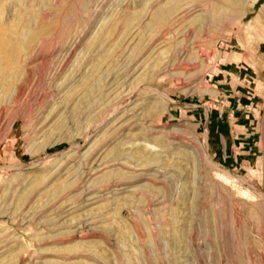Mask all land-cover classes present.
<instances>
[{
	"label": "rangeland",
	"instance_id": "1",
	"mask_svg": "<svg viewBox=\"0 0 264 264\" xmlns=\"http://www.w3.org/2000/svg\"><path fill=\"white\" fill-rule=\"evenodd\" d=\"M174 1L0 0V264H264V0Z\"/></svg>",
	"mask_w": 264,
	"mask_h": 264
},
{
	"label": "bare ground",
	"instance_id": "2",
	"mask_svg": "<svg viewBox=\"0 0 264 264\" xmlns=\"http://www.w3.org/2000/svg\"><path fill=\"white\" fill-rule=\"evenodd\" d=\"M226 3L231 4L233 0H224ZM178 0H175L169 5H164L157 9L151 18L150 24L165 22L169 14L173 11V7ZM221 2V1H220ZM225 4V3H224ZM225 6V5H224ZM139 15L130 16L126 24L132 23ZM34 15L30 13L27 17L21 16L17 22L10 26L1 29L0 31V77L14 78L19 74L18 58L22 50L30 44L39 34L32 33L29 30V24L33 20ZM18 38V44L12 42V37ZM14 73V74H13ZM13 74V75H12Z\"/></svg>",
	"mask_w": 264,
	"mask_h": 264
}]
</instances>
